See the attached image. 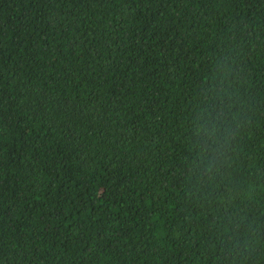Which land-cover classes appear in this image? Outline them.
<instances>
[{"label":"trees","instance_id":"16d2710c","mask_svg":"<svg viewBox=\"0 0 264 264\" xmlns=\"http://www.w3.org/2000/svg\"><path fill=\"white\" fill-rule=\"evenodd\" d=\"M0 264H264V0H0Z\"/></svg>","mask_w":264,"mask_h":264},{"label":"clouds","instance_id":"9594fccd","mask_svg":"<svg viewBox=\"0 0 264 264\" xmlns=\"http://www.w3.org/2000/svg\"><path fill=\"white\" fill-rule=\"evenodd\" d=\"M201 131H203V127L202 126L197 128L196 134L199 135ZM222 132H227V129H223L222 130L220 128V126H218V125H214L213 126V130H212L211 135L217 137V139L214 141V144H217V146H218V140H219V135L218 134H221ZM199 150L201 152H207V149L204 147V145H199Z\"/></svg>","mask_w":264,"mask_h":264}]
</instances>
